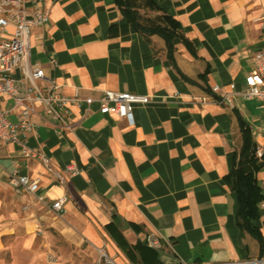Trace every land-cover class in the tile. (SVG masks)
<instances>
[{"label": "crops", "instance_id": "0c3cea01", "mask_svg": "<svg viewBox=\"0 0 264 264\" xmlns=\"http://www.w3.org/2000/svg\"><path fill=\"white\" fill-rule=\"evenodd\" d=\"M44 1L50 22L31 33L29 60L46 66L60 95L114 90L150 101L135 106L133 126L98 112L97 101L88 115L68 104V126L39 107L26 145L41 146L55 169H80L64 184L24 157L21 144L0 145V264H95L100 255L143 264L135 246L149 236L160 247L142 253L147 264L264 260L238 213L244 184V218L264 241V160L255 157L263 115L256 99L221 100L230 84L244 87L251 53L264 48L255 21L264 0H129L147 25L178 24L174 62L165 40L136 30L118 0ZM1 106L12 102L4 97ZM16 169L39 180L41 200L14 191L8 174Z\"/></svg>", "mask_w": 264, "mask_h": 264}, {"label": "built area", "instance_id": "2783aa9c", "mask_svg": "<svg viewBox=\"0 0 264 264\" xmlns=\"http://www.w3.org/2000/svg\"><path fill=\"white\" fill-rule=\"evenodd\" d=\"M262 26L264 16L256 18ZM50 22V9L44 0H0V145L3 143H19L21 154L26 158L39 160L60 183L66 182V177L76 175L80 169L72 164L64 170L55 169L41 146L29 148L26 140L37 130L33 116L42 107L43 112L52 120L63 126L71 123L67 105L72 103L84 108V115L90 114L91 105L98 102V112L107 114L115 120H124L128 126L135 124L134 108L139 104H146L150 97L145 94L132 92H117L104 90L97 99L90 96L65 97L58 93L59 85L54 77L47 74V68L40 62L29 60L30 36L33 30L44 28ZM252 70L244 77V87L237 90L235 83L230 84V93L222 94V101H231V95H238L245 99H256L264 119V48L255 50L250 55ZM49 63L56 64L54 56ZM219 85H213L214 93L220 92ZM7 97L12 106L4 110L2 99ZM12 111L16 120L8 118ZM263 142L255 149V157L264 160V123L261 127ZM9 184L18 194H25L30 198L36 196L40 187L38 179H31L13 170L8 174ZM65 198L56 200L51 208L56 213L63 209ZM24 206L23 209H26ZM147 244L152 248H159L160 242L153 236L147 237ZM54 262V258L49 257ZM250 264H262L264 260L249 261Z\"/></svg>", "mask_w": 264, "mask_h": 264}, {"label": "trees", "instance_id": "16d2710c", "mask_svg": "<svg viewBox=\"0 0 264 264\" xmlns=\"http://www.w3.org/2000/svg\"><path fill=\"white\" fill-rule=\"evenodd\" d=\"M118 3L121 6L125 7L127 14H128V17L132 22V26L136 30H138L142 33H145V34H157L165 40L166 47H167V55H168L170 61L174 62V42H173V40H174L175 34H176L175 29L178 27V24L173 19H170V21H169L170 26L160 25V24L150 26V25L144 24L140 19L141 18L140 13L138 12V10L136 8H134L133 6L130 5L129 0H118ZM188 80H190V79L188 78ZM238 194H239L238 195L239 196V212L238 213H239V216H241V218H242L243 226L246 227L257 238V240L259 241V244H260V253H261V255H263V253H264V241H263L261 234L259 232L253 231L248 226L247 221L244 218V208L246 206L247 198H248V188L246 187V185H244V184L240 185L239 190H238ZM109 228H111V227L109 226ZM111 231H112V229H111ZM112 233H114V232L112 231ZM143 247L144 248H142L139 245H136L135 249H137L138 252L140 253V255L142 257L141 260L143 261V264H147L146 262H144V257H143L142 253H144V251H147L148 253H153L155 255L156 249L150 247L148 244H146ZM124 248L128 249L127 253L130 254V252H131L130 248L128 246H124ZM155 264H159V263H155Z\"/></svg>", "mask_w": 264, "mask_h": 264}, {"label": "rangeland", "instance_id": "374dc122", "mask_svg": "<svg viewBox=\"0 0 264 264\" xmlns=\"http://www.w3.org/2000/svg\"><path fill=\"white\" fill-rule=\"evenodd\" d=\"M148 18V17H147ZM141 21L144 23V24H149L146 20V17L144 16H141ZM95 264H115L114 262H112L110 259H108L107 257L105 256H98V259H97V262Z\"/></svg>", "mask_w": 264, "mask_h": 264}]
</instances>
